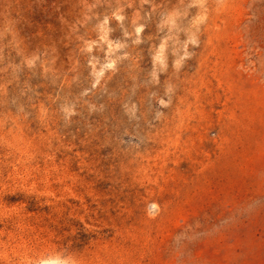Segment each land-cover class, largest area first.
Instances as JSON below:
<instances>
[{"label": "rangeland", "instance_id": "obj_1", "mask_svg": "<svg viewBox=\"0 0 264 264\" xmlns=\"http://www.w3.org/2000/svg\"><path fill=\"white\" fill-rule=\"evenodd\" d=\"M0 264H264V0H0Z\"/></svg>", "mask_w": 264, "mask_h": 264}]
</instances>
